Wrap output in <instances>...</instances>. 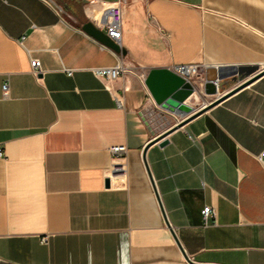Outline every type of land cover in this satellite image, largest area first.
Instances as JSON below:
<instances>
[{"label": "crops", "instance_id": "0c3cea01", "mask_svg": "<svg viewBox=\"0 0 264 264\" xmlns=\"http://www.w3.org/2000/svg\"><path fill=\"white\" fill-rule=\"evenodd\" d=\"M118 1L126 55L81 30ZM191 66L197 109L221 69H264V0H0V264H264V76L148 148L181 247L164 222L143 150L181 117L145 79ZM114 145L127 173L107 186Z\"/></svg>", "mask_w": 264, "mask_h": 264}, {"label": "water", "instance_id": "95a60500", "mask_svg": "<svg viewBox=\"0 0 264 264\" xmlns=\"http://www.w3.org/2000/svg\"><path fill=\"white\" fill-rule=\"evenodd\" d=\"M81 30H83L86 34L97 40L108 49L112 50V52L114 51L116 54L126 55L125 49H123L118 43L114 42L113 39H111L103 29L98 28L93 22H87L83 25ZM181 72L182 77L180 75L178 76V74L169 69H155L151 71L148 79H145V85L151 91L150 93L153 95L156 103L160 105L162 109L169 111L173 118L181 117V120L172 125L168 130H166L164 134L146 144L143 150L142 157L146 167V171L148 172V175L152 182L151 184L156 194L155 197L158 198L160 209L162 210V213L164 215V222L170 229L172 233L171 235H174L175 231L172 229L170 223L168 222L160 197L158 196L159 194L154 184V180L150 171L148 170L149 168L145 158L148 148L151 146V144H154L156 142H159L158 144L160 147L167 145L169 141L166 139V137L171 132H173V130L179 128L181 129V127L192 121L193 118H197V116L205 113L209 109L219 104L221 101H224L229 96L238 92L242 88L249 86L254 81L264 76V69H260L257 66H245L235 69H221L217 76V80H206L203 83V93L207 96H213L214 99L208 102L203 107L197 109L190 104H187V100L192 98L194 94L199 95V91H197L198 85L189 78L190 74L186 71L185 67H183ZM227 79H233L235 82L239 83L229 91H223V88L225 87L224 82ZM108 184H110L109 180L106 181L107 186H109ZM174 237L177 244L181 247L175 235ZM183 253L186 260H188L185 252Z\"/></svg>", "mask_w": 264, "mask_h": 264}, {"label": "built area", "instance_id": "2783aa9c", "mask_svg": "<svg viewBox=\"0 0 264 264\" xmlns=\"http://www.w3.org/2000/svg\"><path fill=\"white\" fill-rule=\"evenodd\" d=\"M121 1L115 2V3H103V9L108 10L109 12V17L104 25V29L106 34L113 39L114 42L120 43L119 41L122 38V18H123V13H122V6H121ZM31 67H32V72L38 76L41 74V63L38 60H32L31 61ZM190 68V69H189ZM188 69L190 70V77L193 74H196L198 72V68L196 66H191ZM182 67L178 68V71H182ZM94 73L103 79L109 80V81H114L116 79L121 78L124 74L128 72L126 68H124V65L119 62L116 66L114 67H109V68H94L93 69ZM69 75H72V71H69ZM8 83L2 84V90L4 95H8L9 93V85ZM117 101V106L121 107L123 106V99L122 97H116ZM109 151L112 156V164L110 171L106 174V178L111 182L114 181H120L121 179H124L126 177V171H127V164H126V155H127V147L124 145H114L109 148ZM264 157V153L261 155V158ZM215 214L214 211L211 207H204L202 211V221L206 225H208L210 222L212 224H215V221L212 222V218H214Z\"/></svg>", "mask_w": 264, "mask_h": 264}]
</instances>
